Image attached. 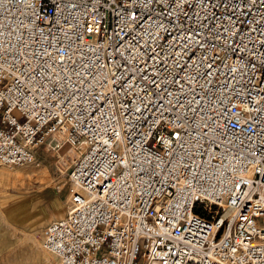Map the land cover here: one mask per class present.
Returning a JSON list of instances; mask_svg holds the SVG:
<instances>
[{
  "label": "built area",
  "instance_id": "2783aa9c",
  "mask_svg": "<svg viewBox=\"0 0 264 264\" xmlns=\"http://www.w3.org/2000/svg\"><path fill=\"white\" fill-rule=\"evenodd\" d=\"M50 140L58 264H264V0H0V164Z\"/></svg>",
  "mask_w": 264,
  "mask_h": 264
},
{
  "label": "rangeland",
  "instance_id": "374dc122",
  "mask_svg": "<svg viewBox=\"0 0 264 264\" xmlns=\"http://www.w3.org/2000/svg\"><path fill=\"white\" fill-rule=\"evenodd\" d=\"M37 153L29 164H0V264H58L42 235L48 221L67 212L73 153L54 140Z\"/></svg>",
  "mask_w": 264,
  "mask_h": 264
},
{
  "label": "bare ground",
  "instance_id": "6f19581e",
  "mask_svg": "<svg viewBox=\"0 0 264 264\" xmlns=\"http://www.w3.org/2000/svg\"><path fill=\"white\" fill-rule=\"evenodd\" d=\"M45 250L50 254V255H52V256H54L55 258H56V256L48 249V248H46L45 247ZM57 259V258H56Z\"/></svg>",
  "mask_w": 264,
  "mask_h": 264
}]
</instances>
